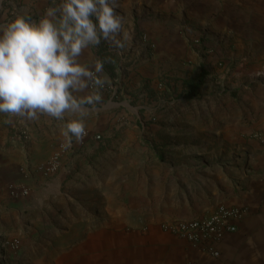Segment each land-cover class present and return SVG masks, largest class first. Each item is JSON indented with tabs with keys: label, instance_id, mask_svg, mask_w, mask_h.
<instances>
[{
	"label": "rangeland",
	"instance_id": "obj_1",
	"mask_svg": "<svg viewBox=\"0 0 264 264\" xmlns=\"http://www.w3.org/2000/svg\"><path fill=\"white\" fill-rule=\"evenodd\" d=\"M60 2L0 0V23L16 14L38 21ZM117 3L131 41L122 50L103 39L94 47L106 62L104 73L123 79L119 98H105L90 112L106 122L97 132L101 139H73L52 173L40 167L65 140L39 162L21 157L20 171L38 177L17 184L27 195H13L10 185L7 196L0 195V264H164L157 252L146 255L155 249L145 240L153 228L173 233L163 226L167 216L184 217L172 215L179 211L168 202L188 192L210 201L224 183L260 162L264 19L225 18L221 7L229 0ZM160 27L176 45L174 54L161 57ZM201 68L208 81L189 98L188 84ZM2 117L0 140L24 153L49 125Z\"/></svg>",
	"mask_w": 264,
	"mask_h": 264
},
{
	"label": "clouds",
	"instance_id": "obj_2",
	"mask_svg": "<svg viewBox=\"0 0 264 264\" xmlns=\"http://www.w3.org/2000/svg\"><path fill=\"white\" fill-rule=\"evenodd\" d=\"M117 7V0H61L38 21L16 14L0 23V113L27 120L73 114L77 118L61 130L63 147L70 148L73 139L81 142L87 135L84 120L111 80L105 61L80 57L102 39L121 50L131 41Z\"/></svg>",
	"mask_w": 264,
	"mask_h": 264
},
{
	"label": "crops",
	"instance_id": "obj_3",
	"mask_svg": "<svg viewBox=\"0 0 264 264\" xmlns=\"http://www.w3.org/2000/svg\"><path fill=\"white\" fill-rule=\"evenodd\" d=\"M221 8L222 13H227V16H224L225 18L234 20L242 19L245 24H249L247 21L250 20L249 18H253L255 14H259V16L264 19V0H229V6H223ZM163 28L164 27L158 28L159 42L162 48L161 57L165 56L164 54L167 53L174 54L177 48L176 45L171 42L170 37L164 33ZM146 45L147 42L144 43L142 49ZM105 56L111 58L109 53H106ZM97 58L100 60L102 59L101 55H99L93 47L85 52V54L80 57V60L81 62H88ZM105 64L106 62L104 66ZM207 77L208 73L206 72L203 86L208 81ZM110 80L111 83L108 85L112 86L111 92H109V90H99L102 100L108 98L105 101L106 103H109V100L112 98L114 100L119 98V95H115V93L118 87L122 86L123 81L119 75L110 78ZM95 90V88L89 89L90 92ZM113 103L115 104L118 102ZM101 104L103 105V102ZM100 108L99 106L94 110H99ZM124 108L121 110H124ZM2 116L4 117V114L0 113V117ZM75 118L77 117L73 114H66L64 120H53V118L46 115H40L38 119L34 120L39 123L38 128H40V126L44 127V125L40 123V119H43L45 123L49 125L47 129H44L42 137L34 139V141L26 146L25 153L23 147H18L11 143L5 146V141L7 140H5V138L4 140H0V195L4 194V197L7 196L6 189L9 185L12 186L13 184L21 183L26 186L29 184L28 178L30 184L33 180L37 179L38 172H34L32 180L27 173L28 171H20L23 165L21 157L24 160L23 162H31L32 164L47 157L52 150L56 148L57 143L65 140L61 133L63 124L66 123L67 120ZM48 119L49 122L47 121ZM84 123L85 128L92 134L97 133L99 129L103 128L106 124L101 114L93 113H90L88 117L85 118ZM256 151L259 154L258 157L260 162L250 171L252 173L249 171L240 173V175L237 176L238 178L234 180L235 182L229 180L224 183L222 186V188L225 187L224 190L221 189L217 192L220 194L219 196H212L213 200L210 199L209 201V198H205L203 201L193 200L192 194L188 192L189 197H185L184 195L181 198L178 197L168 202V208H174L179 211L172 215L177 216V214H180L179 216L184 217H192L201 212H207L218 202L239 206L244 209L243 216L236 222L237 229L232 232H227L222 240L216 244L219 251L218 256H213L198 248H193L185 239L174 233L163 231L158 228H153L146 236L145 242L149 244V247H147L155 249L152 251L146 250V255L152 257V255H156L153 253L157 252L160 256L158 258L164 260V264H264V141L261 146L256 148ZM22 177L24 179H22ZM43 197L45 199L47 198L45 194ZM40 202L42 205L44 200L41 199ZM2 208H4V206ZM162 209H166V206L162 207ZM167 217L165 218L166 220L169 219ZM159 218L160 217L157 219ZM249 238H251V240H249Z\"/></svg>",
	"mask_w": 264,
	"mask_h": 264
},
{
	"label": "built area",
	"instance_id": "obj_4",
	"mask_svg": "<svg viewBox=\"0 0 264 264\" xmlns=\"http://www.w3.org/2000/svg\"><path fill=\"white\" fill-rule=\"evenodd\" d=\"M112 86L106 84L101 90H109ZM87 135L83 138L101 139L100 133H90L86 129ZM65 147L61 144L59 149L43 164L40 169L49 173L55 172L61 160L62 152ZM13 195L29 194L28 188L13 184L11 187ZM244 209L229 205L223 202L215 204L211 210L201 212L192 217H173L164 222V227L188 241L193 248H198L213 256H218L219 251L216 244L222 240L227 232H232L237 229V220L243 216Z\"/></svg>",
	"mask_w": 264,
	"mask_h": 264
},
{
	"label": "trees",
	"instance_id": "obj_5",
	"mask_svg": "<svg viewBox=\"0 0 264 264\" xmlns=\"http://www.w3.org/2000/svg\"><path fill=\"white\" fill-rule=\"evenodd\" d=\"M205 76H206V71L204 68H201L197 78L188 84V90L185 95L188 96L189 98H197L198 89L203 84Z\"/></svg>",
	"mask_w": 264,
	"mask_h": 264
}]
</instances>
